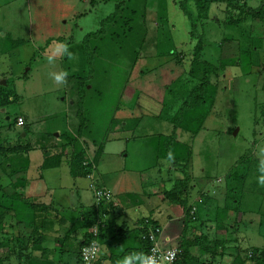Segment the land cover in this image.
I'll return each instance as SVG.
<instances>
[{"label": "rangeland", "instance_id": "obj_1", "mask_svg": "<svg viewBox=\"0 0 264 264\" xmlns=\"http://www.w3.org/2000/svg\"><path fill=\"white\" fill-rule=\"evenodd\" d=\"M261 1L244 0L251 8ZM117 2L0 0V93L7 91L16 98L0 107V127L7 125V116L12 121L24 119L21 127H9L19 130L9 134L15 139L9 138L7 147L30 144L33 150L25 177L31 190L40 187L31 199H54L61 205L60 217L70 218L77 204H94L90 181L71 176L65 161L41 170V151L47 148L56 153L55 146L64 142L58 140L61 132L75 135L80 121L84 125L81 139L90 144L89 155L97 145L103 148L93 174L96 180L102 181L105 175L111 179L114 174L118 179L123 168L124 185L139 196L153 190L144 179L147 174L157 178L159 170L162 178L168 174L181 178V173L170 171L172 155L165 150L169 146L155 136L169 133L168 120L199 81L202 68L192 66L197 41L188 33V20L178 8L181 0H123L118 14L107 21ZM160 9L163 15L158 14ZM226 10L223 2L211 3L199 33L200 60L226 66L209 79L217 88L214 104L196 135L177 131L179 144L173 152L180 163L187 157L191 233L225 241L223 255H216L215 262L231 263L237 255L252 264V250L264 248V186L257 182L264 161L260 112L264 26ZM231 20L239 22L231 26ZM89 33L98 34L85 39ZM58 42L68 45L71 58L54 55ZM250 47L253 52L243 53ZM61 71L68 72L65 84H57L50 76ZM126 117L138 121L133 132L123 127ZM65 151L69 156L70 148ZM12 165L18 167V161ZM231 171L241 177L239 181L225 179ZM230 188L235 191L229 192ZM203 200L208 201L198 204ZM226 205L234 211L226 212ZM165 208V214H170ZM215 220L228 225L227 229L217 230ZM11 264L17 263L12 260Z\"/></svg>", "mask_w": 264, "mask_h": 264}, {"label": "trees", "instance_id": "obj_2", "mask_svg": "<svg viewBox=\"0 0 264 264\" xmlns=\"http://www.w3.org/2000/svg\"><path fill=\"white\" fill-rule=\"evenodd\" d=\"M116 1L118 2L115 6V12L107 18V21H111L122 7L123 0ZM214 2H223L228 8V10H226L227 14L229 11H237L241 16L243 15L250 20H258L264 26V0H262L260 5L256 8L248 7L244 0H181V2L177 3L178 8L188 20V33L191 34L192 39H196L197 41L195 44L196 46H194L193 49L192 66H199L202 68V72L199 75V81L194 83L168 120V124L171 127L169 134L164 135V137L161 134L155 136L157 141H164V144L169 146V148L165 150L167 153H171L169 155H172V158L171 156L169 157V159L171 158V164L169 166L170 171L176 170L181 173V178H170L172 185L169 188H164L161 193L166 201L172 205L181 207L183 212L182 219L175 220L169 224L167 229L169 233L167 232L166 236H162L163 231L161 230L159 238L161 249L166 250L175 248L179 250V254L177 255L174 264H215V261L217 260H214V258L216 255H223V246L225 244V241L220 238L209 240L207 236L202 233H191L194 219L186 198L190 187V175L186 173L188 167L187 157L185 155L180 163L177 159H174L176 155L173 152L175 149H178L176 145L179 144L176 141L177 131H184L191 135H196L202 129L205 119L211 112L217 92L216 86L209 82L210 76L214 73H219L224 67H226L221 63L212 64L204 59L200 60L202 51V47L200 46V43H202V36L199 34L201 33L200 27L203 25V22L207 20L209 6ZM188 5H191L192 9H189ZM161 11L162 10L160 9L158 14ZM160 14L163 15L162 12ZM162 15H158V20L161 19L159 16L162 17ZM238 20H231L228 23H230L229 25L234 26L239 22ZM97 34L98 33H89L85 36V39L91 36L95 37ZM228 39L229 38L225 40ZM245 43V40L242 39V46L245 45ZM157 44L158 42L156 45ZM250 52H253L251 47L246 48L243 53ZM250 62L251 61H249V63ZM248 67L250 68L252 66ZM80 85L82 86L83 84L80 83ZM262 90L264 91V81L262 83ZM0 96H2L0 99V107L2 108L8 105L9 100L13 101V99H16L13 94H8L7 91L0 93ZM260 109L261 115L264 116V103L260 105ZM128 117H126L123 127L133 132L138 121H134V123L131 121L134 119ZM16 118L13 121L10 119L8 125H14ZM82 124L83 121H80L78 129L73 136L69 135V132H61L59 141L64 142L55 146L54 149L58 150L56 153L51 152L52 149H42V163L40 169L56 168L65 161L67 166H69V173L71 176L76 177L79 175V177L87 178V176L91 175L92 179L87 178L90 181L88 188L91 193V185L96 188H102L108 191L110 194V200L108 202L100 203L98 207L92 205L86 215L81 217L82 224L80 228L77 229L76 226L71 224L70 228H68L60 241L63 243H69L71 235L81 229L84 231L81 236V242L78 244V247L76 248L77 250L75 249L72 251L76 255V258L79 257L80 248L90 239L96 240L99 247L109 250V254H111L110 257L113 259L111 262H115V259L122 257L124 254H127V256L130 257H135L136 254L142 253L146 256L147 250L150 247V243L145 239L147 230L150 227H158L161 229L162 224L160 225L159 222L149 216L138 220L133 227L122 224L116 229L111 228L110 224L112 223V220H110L109 216L113 209L112 203L114 197L110 190L99 185L98 180H96L93 175L97 167L98 159L103 152V148L102 145L99 144L95 149V145H93L94 151L89 155L90 144L81 139L84 126ZM68 147L70 148V153L69 156H66L67 153L65 154V150ZM170 147H173L174 149L171 150ZM32 150L30 144L15 145L11 148L3 147L0 144V264H11L12 260L16 261L17 264H62L59 262H53L47 258V248L44 245V230L49 225L51 219L52 221H54L53 219H59L55 217L59 213L56 211V208L52 203H34L32 199L25 196V168L16 167L15 165H12V162L8 163L9 165L4 164L6 158L10 155L26 156ZM85 162L87 163V166H83ZM177 167L178 169H176ZM235 173V171H231L226 175L225 179L227 181H239V178L241 177ZM234 191L235 188L231 189L229 192L233 193ZM205 201H199L198 204L200 203L204 205ZM196 209H198L197 205ZM225 209L228 213L234 211L227 207V205ZM97 221H100L99 223H101L100 225L102 226H98L97 236L93 237L89 234V229L94 226ZM58 222L64 223V218L60 217ZM215 222L217 230L222 228L227 229L228 227V225H224L220 220H215ZM194 226L195 230L198 231L199 228H197L196 225ZM126 241L127 243L128 241H132L133 243H136V246L131 247L128 244L126 245ZM114 250H119L121 253H114ZM197 252L208 257L201 258ZM249 258L252 264H264V248L255 249L254 251L252 250V254ZM107 259L110 260L109 258ZM131 260L134 262L138 261L135 259ZM246 262L247 261H243L236 255L231 261V264H246Z\"/></svg>", "mask_w": 264, "mask_h": 264}, {"label": "crops", "instance_id": "obj_3", "mask_svg": "<svg viewBox=\"0 0 264 264\" xmlns=\"http://www.w3.org/2000/svg\"><path fill=\"white\" fill-rule=\"evenodd\" d=\"M6 121H7V125H3L0 127V136H1L0 141L2 142L0 144L3 147H7V144L9 143L8 141L10 139L11 140L15 139L13 138V136H9V134L11 132L16 133L18 132L17 130H19L18 129L19 127H14L12 128V130L9 128L10 126L8 125V122L10 121V119L8 116L6 117ZM14 126H17L16 123L14 124ZM176 141L179 143L178 134H176ZM30 154L31 152H29L28 155L26 156L10 155L9 157L6 158L4 164L9 165L8 163H11V162L13 164L14 161L16 160L18 161V164H19V166L18 165L17 166L25 168L27 172L26 162H27V159L29 162ZM40 165L38 166V168L40 167ZM157 174L160 175L159 170ZM159 175L157 178L155 177V175H153L154 176L153 177L150 174H147L145 176L144 179H148L147 180L148 184L149 186L153 187L154 191L149 189V192L147 194L143 192L139 196L137 195L136 191H133V189H129V186L124 185V182L126 181L125 177L127 176L123 168H122V172L119 174L120 178L118 179L115 178V174H114V176L111 179H109L108 176L105 175L102 181L98 180L99 185L110 190L114 197V201L112 203L113 209L111 210V214L109 216L110 220H112V223L110 224L112 229H116L122 224H126L129 227L130 226L133 227L134 224L138 220L151 216V218L159 222L160 225L162 224V228H161V230L163 231L162 236L163 235L166 236L168 232L167 229H168L169 224H171L175 220L182 219L183 212H182L181 207L170 204L168 201H166L163 198L161 194L164 188L166 189L167 184L170 183V178H171L170 174H168L166 178H162ZM144 179L143 181L146 185V182H145L146 180ZM209 182L210 181H208V183ZM210 186H212V189H213V185L210 184ZM34 189L35 191L30 189L29 183L26 179L24 194L27 198L31 199V195L32 196L35 195V193L33 192H40L39 185H37L36 188ZM204 192L208 193L207 191H204ZM72 195H74L73 192L71 196ZM32 200L34 203H43V204L52 203L54 207L56 208L57 212H58L59 207H61V205L56 203L54 199H48L47 201L38 200V199H32ZM91 206H92L91 204L89 206H84L82 204L75 205L74 212L71 213V217L70 218L63 217L65 221L64 223L58 222L60 219V216L58 217V215L55 217L59 219H53L54 221H52V219L50 220L49 225L44 230V234H45L44 245L47 248L46 254L48 255L47 258L49 260L53 262H59L62 264H78V258H76V255L72 251L78 247V244L81 242V236L84 233V231L79 229V231L74 232L71 235V239L69 240V243H63L60 240L61 238H63L68 228H70L71 224L76 226L77 229L80 228L82 224L81 217L83 215H86L87 211L89 210H87L85 213L83 212L86 210V208L89 209ZM161 206H163L162 207L163 209L161 208ZM164 206L167 207L169 210H171L170 214H167V215L165 214L167 209ZM131 242L132 241H128L127 243L126 241V245L128 244L131 247H135L136 243H133V242L131 243ZM99 248H100L99 259L96 264H124L125 259L130 257V256H127V254H124L122 257L115 259L116 260L115 262H111V260L113 259H111L110 257L111 254H109V250L105 248L103 249L102 247H99ZM114 253L120 254L121 252H119V250H114ZM107 258H109L110 260H108ZM130 261L131 262H129V264H139L138 261H135V262L133 260H130Z\"/></svg>", "mask_w": 264, "mask_h": 264}, {"label": "built area", "instance_id": "obj_4", "mask_svg": "<svg viewBox=\"0 0 264 264\" xmlns=\"http://www.w3.org/2000/svg\"><path fill=\"white\" fill-rule=\"evenodd\" d=\"M23 121L24 120L22 118L18 117L16 119V125L21 127L24 123ZM83 166H87V163L85 162ZM87 178L92 179L91 175L87 176ZM91 190L94 199L93 205L95 207H98L102 202H108L110 200V194L108 193V191L102 188H96L93 185H91ZM99 222L100 221H97L96 224L89 229V234H91L93 237L97 236L98 226H102ZM160 235L161 229L158 227H150L147 230V235L145 236V239L150 243V247L147 250L146 256L154 257L157 260L158 264H174L177 255L179 254V250L175 248L166 250L161 249L159 240ZM78 259L79 264H95L99 259V246L97 244V241L94 239L88 240L87 243L80 248ZM215 264L231 263L219 261Z\"/></svg>", "mask_w": 264, "mask_h": 264}, {"label": "clouds", "instance_id": "obj_5", "mask_svg": "<svg viewBox=\"0 0 264 264\" xmlns=\"http://www.w3.org/2000/svg\"><path fill=\"white\" fill-rule=\"evenodd\" d=\"M57 54H64V55H67L69 58L72 57V53L69 51L68 45L64 42L56 43L54 55H57ZM52 59H53V57L50 56L49 62H51ZM50 76L57 84H65V83H67L68 72L61 71L58 73H50ZM259 170L262 174L257 178V182L260 185L264 186V161L261 162V166H260ZM131 259L138 260L139 264H158L157 260L154 257L145 256L142 253L136 254L135 257H129V258L125 259L124 264H129V261ZM86 260H87V257H86Z\"/></svg>", "mask_w": 264, "mask_h": 264}]
</instances>
